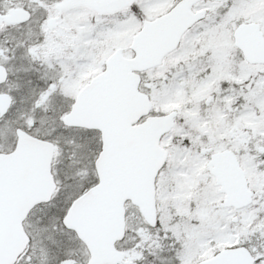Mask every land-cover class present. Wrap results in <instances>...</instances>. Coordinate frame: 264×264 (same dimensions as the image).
I'll return each instance as SVG.
<instances>
[{
  "label": "snow or ice",
  "instance_id": "1",
  "mask_svg": "<svg viewBox=\"0 0 264 264\" xmlns=\"http://www.w3.org/2000/svg\"><path fill=\"white\" fill-rule=\"evenodd\" d=\"M0 264H264V0H0Z\"/></svg>",
  "mask_w": 264,
  "mask_h": 264
}]
</instances>
